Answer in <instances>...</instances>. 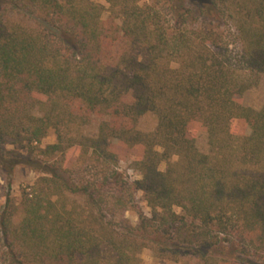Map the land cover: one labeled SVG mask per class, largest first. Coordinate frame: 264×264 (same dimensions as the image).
Segmentation results:
<instances>
[{
  "label": "trees",
  "instance_id": "trees-1",
  "mask_svg": "<svg viewBox=\"0 0 264 264\" xmlns=\"http://www.w3.org/2000/svg\"><path fill=\"white\" fill-rule=\"evenodd\" d=\"M104 1L0 0V172L8 190L18 166L40 175L17 224L2 197L0 264H142L145 249L264 264V104L243 105L264 75V0ZM93 117L95 136L70 135ZM71 149L74 176L50 163ZM137 193L150 213L131 225ZM225 249L232 260L212 255Z\"/></svg>",
  "mask_w": 264,
  "mask_h": 264
},
{
  "label": "rangeland",
  "instance_id": "rangeland-1",
  "mask_svg": "<svg viewBox=\"0 0 264 264\" xmlns=\"http://www.w3.org/2000/svg\"><path fill=\"white\" fill-rule=\"evenodd\" d=\"M104 7H108L104 0H93ZM107 13L103 15V19H106ZM264 104V75L259 78V81L256 86L247 91L243 96V105L248 108H252L254 110H260ZM99 120L95 117L91 118L90 122L82 126L80 129L78 128H70V135L83 134L84 136H95L97 133ZM156 120L153 115H145L138 123V129L142 132H151L155 129ZM72 129V130H71ZM56 143V135L54 130H50L48 135L43 139L39 149H44L47 145H52ZM197 149L203 153H208V145L207 139L204 134H199L196 140ZM6 150L10 152H14L18 155H25L26 151L22 149L20 146H6ZM79 152L77 149H71L67 151L64 157L55 156L51 158L52 163L55 159H61L63 162V168L67 169L72 176L78 174V172L82 169L80 164L78 163ZM117 171L122 175V178L125 181H136L140 179V175L138 172L131 168L130 162H121L116 168ZM159 169L161 171L165 170V164H161ZM71 171V172H70ZM40 175L32 170H30L26 166H18L15 168L13 176L11 178V188L8 190L7 183L8 179L4 176L2 172H0V206L3 202L2 197L9 191V195L13 201L14 206L17 208L16 215L14 217V223H18L22 218V211L20 206L21 195L23 191H28L37 181ZM134 204L124 213V219H126L131 225H135L138 222V214L143 213L145 216H149L150 210L146 206V203L142 199L141 193H137L135 196ZM177 213H179V209H175ZM216 250L212 255L220 258H226L232 260L234 255H236L233 249H225ZM139 258L142 261V264H187V260H183L180 262H172L169 260L159 259L156 254L150 250H143Z\"/></svg>",
  "mask_w": 264,
  "mask_h": 264
}]
</instances>
